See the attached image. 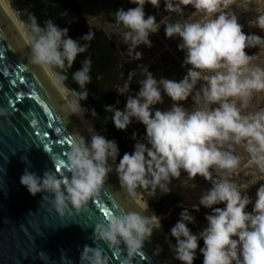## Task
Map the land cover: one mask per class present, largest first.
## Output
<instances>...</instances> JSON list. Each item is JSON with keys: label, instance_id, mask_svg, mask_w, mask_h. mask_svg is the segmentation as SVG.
I'll return each mask as SVG.
<instances>
[{"label": "clouds", "instance_id": "clouds-1", "mask_svg": "<svg viewBox=\"0 0 264 264\" xmlns=\"http://www.w3.org/2000/svg\"><path fill=\"white\" fill-rule=\"evenodd\" d=\"M129 3L136 6L119 8L113 15L115 23L125 29L121 38L130 60L142 59L143 54L136 49L141 45L150 48V35L163 26L166 38L180 40L178 49L184 52L182 66L188 69L186 75L179 81L157 80L147 65L139 64L128 73L118 93L126 96L123 110L112 105L105 106V110L112 113L111 122L118 131L127 130L135 121L144 127L145 136L137 140L131 153L123 154L118 164L119 147L115 140L93 130L88 141L83 137L73 140L65 153L62 165L69 175L58 176L48 171L41 177L26 170L20 184L32 196L51 194L53 208L63 217L69 206L79 212L97 197L113 170L120 185L129 192L139 187L151 197L157 191L168 194L169 185L181 172L189 180L199 176L211 185L200 197L199 206L212 211L204 217L207 227L197 235L188 227L195 217L188 208H183L169 233L175 240L174 245H169L174 258L180 264H193L199 250L203 264H264V184L258 187L253 201L247 190L242 191L231 180L213 178V170L231 172L239 166L240 157L234 154L236 146H243L249 154V163L264 173V109L242 113L253 92H264V68L250 66L253 57L245 52L246 48L264 44V36L243 31L237 16L227 11L233 0H163L167 13L180 14L191 6L201 18L170 22L164 16L159 23L154 15L146 16L144 6L159 8L161 0H129ZM29 20L30 62L48 71L54 67L71 69L94 38L89 31L76 40L68 35L67 28H60L52 20L43 27L34 16H29ZM256 24L264 31V16H259ZM91 63V58H86L72 75L82 91L72 90L76 100L70 105L71 115L89 111L79 101L88 97ZM137 75L142 77L137 81L139 90L130 94ZM55 79L62 82L66 77L56 74ZM164 95L172 101L171 108L154 110L155 105L163 103ZM190 96L204 106L194 110L184 108L182 102ZM90 114L96 115L94 109ZM132 138L136 140L135 133ZM220 204L224 207H213ZM250 204L251 212L246 210ZM194 211H199V207ZM160 229L161 220L155 214L111 213L104 222L95 225L96 246H84L80 264H109L101 242L114 251L123 245L131 258L141 253L145 241ZM201 240L203 247H199Z\"/></svg>", "mask_w": 264, "mask_h": 264}, {"label": "water", "instance_id": "water-1", "mask_svg": "<svg viewBox=\"0 0 264 264\" xmlns=\"http://www.w3.org/2000/svg\"><path fill=\"white\" fill-rule=\"evenodd\" d=\"M30 51L27 31L0 0V264H80L84 246H96L93 232L106 219L103 209L153 213L120 185L114 170L97 197L79 212L69 206L71 215L63 217L51 194L32 196L20 184L26 170L69 175L62 161L71 142L88 141L94 130L70 114L68 92L52 70L30 62ZM100 247L109 264H180L160 230L131 258L123 245L119 251Z\"/></svg>", "mask_w": 264, "mask_h": 264}, {"label": "trees", "instance_id": "trees-1", "mask_svg": "<svg viewBox=\"0 0 264 264\" xmlns=\"http://www.w3.org/2000/svg\"><path fill=\"white\" fill-rule=\"evenodd\" d=\"M10 7L16 12L20 22L24 24L25 29L30 35L29 16H34L41 27L45 22L52 20L60 28H67L68 35L76 40L87 34L89 31L94 33V38L90 41L86 52L77 56L71 69L52 68L56 74L64 75L66 79L62 84L72 95V90L82 91L79 85L73 80V73L78 70L86 58H91V83L86 86L88 97L85 101H79L84 109L89 110L85 113L86 118L98 126L109 140H115L119 147V159L124 153H131L133 146L137 140H142L145 136L144 127L133 121V123L125 131H118L112 121V113L105 110V106L112 105L123 110L126 103V96L118 95L119 89L123 87L127 80V75L131 71L123 60L116 45L101 29H93L87 22L82 9L76 0H7ZM245 2V1H244ZM119 8L127 7L118 3ZM83 43V41H81ZM138 79L135 77L130 86L131 93L138 92ZM74 100L76 98L72 95ZM117 100L119 103L117 104ZM95 111L96 115H91L90 110ZM157 109L154 106V110ZM133 133L136 134V140H133ZM195 184L196 187H191ZM171 191L162 195L159 191L155 197L149 196L148 192L143 188H137L136 191L146 200L155 201L158 208L163 210V214L167 215L171 225L180 218L183 208H188L191 215L195 217L196 225L189 224L193 234H199L207 227V221L204 217L211 214V209L199 206V199L208 188L211 187L210 182L205 181L202 177H196L189 180L187 174L181 172V176L173 179L169 185ZM199 207V211H194ZM213 207H221L224 205H215ZM199 247H203V241H199ZM193 264H203V257L199 250L196 253V259Z\"/></svg>", "mask_w": 264, "mask_h": 264}, {"label": "rangeland", "instance_id": "rangeland-1", "mask_svg": "<svg viewBox=\"0 0 264 264\" xmlns=\"http://www.w3.org/2000/svg\"><path fill=\"white\" fill-rule=\"evenodd\" d=\"M76 1L80 5L88 24L93 29H101L108 35V37L116 45L123 60L131 71L136 70L137 65L139 64L147 65L148 71L151 72L157 80L166 78L179 81L184 77V75H186L188 69L187 67L182 66L184 52L178 49L180 40L176 37L166 38L163 26L160 27L157 33L150 35L149 38L152 42V46L150 48L141 45L136 49L143 54L142 59L139 61L130 60V57L126 53V46L123 44L121 38V33L125 29H123L122 26H120L118 23H115L113 15V13L117 10L118 3L125 7L129 5L130 8L136 6L129 3V0ZM11 11L14 12V14L17 16L16 12L12 8ZM144 11L146 13V16L154 15L156 17L157 23H159L161 18L164 16H168L170 18V22H183L185 20L195 21L201 18L200 13L194 14V9L191 6L185 7L183 9V12L180 14L167 13L164 11L163 0H161L159 8H153L150 4H145ZM227 11L237 16L238 22L243 26V31L246 34L264 36V31H261L256 24L258 17L264 16V0H233V3L229 6V9H227ZM245 52L247 55L253 57L250 66H258L260 68H264V44L246 48ZM51 70L53 71V69ZM136 78L138 80L142 79L140 75H137ZM59 83L68 92L70 99L74 102L75 100L72 97L70 91L65 88L62 82ZM199 87L200 84L198 83L196 86L197 90L199 89ZM239 104L240 102L237 100V106H239ZM155 106L160 110H169L172 106V101L166 95H164L163 103ZM182 106L188 110H194L196 107H203L204 104L203 102L197 104L193 97L190 96L188 100L182 102ZM262 109H264V92H253L251 98L248 101L247 107L242 108V113L249 114L260 111ZM82 116L86 120V122L94 128L95 132L103 135V132L100 130V128L91 123L86 118L85 114H83ZM234 154L240 157L239 166L231 172L221 170L219 173H217L215 170H213V178H226L231 180L232 182L236 183L242 191L247 190L246 194L254 201L255 193L258 187L261 184H264V173L260 172L255 167V165L249 163V154L244 150L243 146H236ZM118 162L119 161L117 158L116 163L118 164ZM134 194L146 209L160 218V231L166 233L167 241L170 242V244L174 245L175 240L169 235L170 229L174 225L170 224L167 215L163 214V210L157 207V203L155 201L151 202L150 200L149 202L148 200L143 198L136 191V189L134 191ZM246 210L251 212L252 205L250 204ZM192 224L196 225V222Z\"/></svg>", "mask_w": 264, "mask_h": 264}, {"label": "bare ground", "instance_id": "bare-ground-1", "mask_svg": "<svg viewBox=\"0 0 264 264\" xmlns=\"http://www.w3.org/2000/svg\"><path fill=\"white\" fill-rule=\"evenodd\" d=\"M3 2V4L5 5V7L15 16V18L17 19V21L23 26V24L18 20L17 16L14 14V12L11 11V8L9 6V3H7L6 0H1ZM24 27V26H23ZM29 36V34H28ZM30 37V36H29ZM70 98V97H69ZM71 100V99H70ZM71 102L73 103V101L71 100ZM80 118L83 122H86V120L83 118L82 115H80ZM87 123V122H86ZM134 196V192H131ZM135 198L138 200V198L135 196ZM138 202L141 204L140 200H138ZM142 205V204H141ZM143 206V205H142ZM144 207V206H143ZM168 242V241H167ZM168 244L170 245V242H168Z\"/></svg>", "mask_w": 264, "mask_h": 264}, {"label": "snow or ice", "instance_id": "snow-or-ice-1", "mask_svg": "<svg viewBox=\"0 0 264 264\" xmlns=\"http://www.w3.org/2000/svg\"><path fill=\"white\" fill-rule=\"evenodd\" d=\"M57 131H58V129H57ZM58 170H59V169H58ZM101 207H102V205H101ZM103 211H104V214H105L106 216H108V215L111 214V213L109 212L108 209H103Z\"/></svg>", "mask_w": 264, "mask_h": 264}]
</instances>
